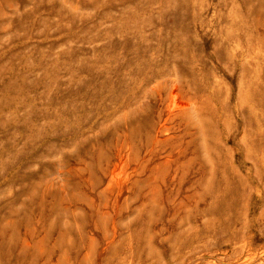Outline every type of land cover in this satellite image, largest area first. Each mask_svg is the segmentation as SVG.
I'll list each match as a JSON object with an SVG mask.
<instances>
[{
    "label": "rangeland",
    "instance_id": "obj_1",
    "mask_svg": "<svg viewBox=\"0 0 264 264\" xmlns=\"http://www.w3.org/2000/svg\"><path fill=\"white\" fill-rule=\"evenodd\" d=\"M0 264H264V0H0Z\"/></svg>",
    "mask_w": 264,
    "mask_h": 264
}]
</instances>
